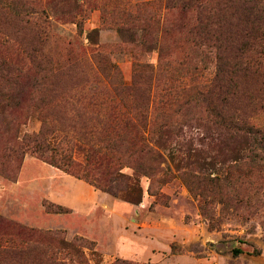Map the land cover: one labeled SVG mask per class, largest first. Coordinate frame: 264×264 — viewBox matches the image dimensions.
Instances as JSON below:
<instances>
[{
    "label": "rangeland",
    "instance_id": "rangeland-1",
    "mask_svg": "<svg viewBox=\"0 0 264 264\" xmlns=\"http://www.w3.org/2000/svg\"><path fill=\"white\" fill-rule=\"evenodd\" d=\"M166 1L0 0V71L20 72L0 74V162L9 176L0 175V218L36 233L27 244L6 239L12 248L0 264H264V153L242 130L264 134L262 78L236 72L231 82L216 80L209 41L180 28L194 20L196 0H180L185 9L170 17ZM160 48L180 65L162 67ZM227 84L235 96L221 94ZM145 101L151 122L165 116L168 125L152 144L160 158L135 167L120 156L114 186L130 179L143 192L131 218L110 215L113 203H127L122 192L97 190L108 202L96 219L48 210V185L62 171L30 152L4 157L8 144L38 135L88 166L90 146L79 138L98 139L115 127L109 117Z\"/></svg>",
    "mask_w": 264,
    "mask_h": 264
},
{
    "label": "trees",
    "instance_id": "trees-1",
    "mask_svg": "<svg viewBox=\"0 0 264 264\" xmlns=\"http://www.w3.org/2000/svg\"><path fill=\"white\" fill-rule=\"evenodd\" d=\"M195 2L194 5L189 6L190 11L194 14V20H191L188 26L187 23L186 25L180 24V28L182 29L184 26L189 35L204 41L206 47H208L207 40L209 41L208 48L211 49V53L214 54L217 61L216 80L226 78L231 82L236 72L257 74L262 78L260 79L264 88V0H196ZM165 6L169 17L172 16L173 11L185 9V5H181L180 0H167ZM169 17L166 19V29L169 26L173 28L175 25L174 18ZM167 30L171 31L169 28ZM167 33L162 30L164 36ZM172 55L168 50L165 52L163 48L159 49L158 60H164L162 67H170L173 63L180 65L178 60H173L170 63ZM244 61L246 64L243 66ZM104 63L109 71H116V68L109 66L105 59ZM3 73H12L16 77L20 76V72L16 70L0 71V74ZM145 77L143 75L141 78ZM219 88H222L221 94L225 96L236 95L235 90L230 91L228 84ZM118 90L128 89L121 86ZM146 101L143 102L142 106H133V112L129 115L118 114V116L109 117L107 121L116 123L117 128L121 127V130L118 131L116 125L115 127L113 125L107 129H101L98 133V139L93 140L92 134H84L79 138L80 141L90 146L88 161L91 160L92 164L88 166L75 161L70 154L66 153L70 152L68 150L60 151L50 145L44 146L41 137L39 138L38 135L32 140L25 135L21 141L15 140L13 146L8 144V147L4 148V157L7 160L11 156L10 154L23 153L24 155L30 152L37 160L61 170L77 180L88 182L96 190L113 196L122 192L124 200L128 204L139 205L143 192L138 181L135 182L130 179L129 182L125 181V186L121 190H118L117 186L114 185L121 183L120 177L115 172L116 167L122 161L120 156L126 157L127 161L135 167H138L135 163L141 166L140 162L144 159L160 158L152 144L155 143V138L162 133V129L167 127L168 120L164 116L161 119L158 118L159 123L151 122L146 115ZM251 127V125L243 124L242 130L252 136L253 144L259 146L261 153H264V134L254 131ZM45 133L48 132L45 130ZM91 140L96 141V143L92 144ZM43 150L50 151V156H45ZM259 157L261 155H252V160L255 161ZM22 162L23 160L19 166ZM6 163L8 162L6 161ZM3 165L5 163L0 162V175L9 179V176L5 174L7 167ZM145 174L151 177V174L146 172ZM151 186L152 184H150V191ZM46 209L55 211V213L67 211L64 207L52 203H46ZM35 236L34 231L26 230L0 218V257L7 254L12 248V245L9 246L8 242H5L6 239L11 242L20 239L21 244H27L33 242ZM233 253L240 254L241 250L234 249ZM114 264L129 263L116 261Z\"/></svg>",
    "mask_w": 264,
    "mask_h": 264
},
{
    "label": "crops",
    "instance_id": "crops-1",
    "mask_svg": "<svg viewBox=\"0 0 264 264\" xmlns=\"http://www.w3.org/2000/svg\"><path fill=\"white\" fill-rule=\"evenodd\" d=\"M27 162V159H25L24 163ZM58 171V170H56ZM59 172V171H58ZM60 175L58 176V181L52 180L51 183H49V191L47 194V198L49 201L55 205L62 206L69 211H72L74 213H81L84 217H92V219H96V213L102 212L103 210V203L107 200H104L102 194H99V192L95 189L90 190L85 186V184L77 180L63 172H59ZM76 180L77 183H79L81 186L78 189L77 193H73L70 190H68V187L71 186L72 182ZM57 180V179H56ZM50 186L53 187L50 189ZM108 202V201H107ZM137 208H134V206L127 204V203H121L116 204L113 203L111 205V211L110 215H112L115 218H120L124 216H129L131 218L132 215L136 214ZM98 223L94 222L91 225H96ZM127 253L130 255L137 256L135 252L131 250L123 251L121 250V253ZM139 253V252H138ZM120 256H123L119 254ZM125 257V256H124ZM139 257L145 258L146 253L142 250V252L139 253ZM126 258V257H125Z\"/></svg>",
    "mask_w": 264,
    "mask_h": 264
}]
</instances>
